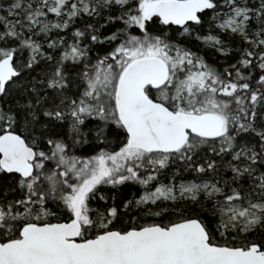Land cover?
<instances>
[{"label":"snow or ice","instance_id":"obj_1","mask_svg":"<svg viewBox=\"0 0 264 264\" xmlns=\"http://www.w3.org/2000/svg\"><path fill=\"white\" fill-rule=\"evenodd\" d=\"M0 264H264V0H0Z\"/></svg>","mask_w":264,"mask_h":264}]
</instances>
